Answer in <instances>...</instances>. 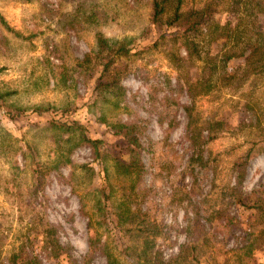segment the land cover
Returning a JSON list of instances; mask_svg holds the SVG:
<instances>
[{"label": "rangeland", "instance_id": "obj_1", "mask_svg": "<svg viewBox=\"0 0 264 264\" xmlns=\"http://www.w3.org/2000/svg\"><path fill=\"white\" fill-rule=\"evenodd\" d=\"M226 5L187 44L159 38L151 0H0L2 264H50L48 233L66 247L58 264H135L139 229L153 223L151 264H264V74L228 79L243 58L210 62L246 40L242 21L264 34V13ZM100 35L132 46L116 97L94 90ZM74 121L104 141L101 156ZM120 124L137 126L141 173L119 166L130 156Z\"/></svg>", "mask_w": 264, "mask_h": 264}, {"label": "trees", "instance_id": "obj_2", "mask_svg": "<svg viewBox=\"0 0 264 264\" xmlns=\"http://www.w3.org/2000/svg\"><path fill=\"white\" fill-rule=\"evenodd\" d=\"M233 6L242 9V13L246 14V18H252L256 12L264 13V0H231ZM185 0H151L152 13L151 21L153 25L156 26H165V32L160 35V39L169 36L171 39L178 41L179 39H186L187 44L190 43L189 39L197 33L201 26L207 21V18H210L214 13L221 12V10L227 7L226 0H205L202 6H192L188 9L184 7ZM243 20V16L240 17ZM247 21V20H246ZM245 21V22H246ZM249 23H243V21L236 25L237 28L244 26L243 30L235 31V38L238 40L241 38V33L244 34L246 40L242 39L235 43V47H238L234 50H228L223 53V56L218 59V53L214 57L210 56L211 63H214L215 69L220 64H228L229 61L235 58H243L244 64L239 67L235 72L229 74L228 79H234L238 70H242L244 73V78H249L253 72H258L259 75L264 74V34L259 30V25L253 21L249 20ZM244 24V25H243ZM159 40H156L149 47L157 46ZM195 43V42H194ZM195 45V44H194ZM196 50V45L194 47ZM132 46H129L127 43H121L120 45L111 44L105 37L100 35L98 38V52L97 59L98 63L101 66L100 76L96 79L94 90L98 91L99 94L104 95L109 94L111 96H118L124 91V86L122 84L123 73L128 69V65L124 62L125 58H128L132 55ZM40 108V107H38ZM41 113L46 111L45 109L39 110ZM21 112H16L15 114H10V117L19 116ZM225 121L218 120L215 121L216 131H223ZM76 126V131L79 134L81 143H87L96 152L97 158L101 156L99 150L100 144L104 141L100 138H91L87 135L85 128L86 126L79 122L74 121L73 123ZM58 126L66 127V123H59ZM72 125H69L68 128H71ZM120 131H124L122 134L127 138L130 144V156L127 160H120L119 166L121 170L126 171L127 169H135L137 173H141L144 169V160L142 158L141 148L142 141L137 132V126L133 125L132 127L129 124H120ZM119 132V131H118ZM211 133V130H210ZM213 135V134H212ZM217 135V134H214ZM213 137V136H212ZM215 137V136H214ZM134 187H132L133 189ZM238 202H243L242 197L238 198ZM257 209L263 210L264 206L259 204ZM119 215V214H118ZM222 216L227 218L228 224L235 223L234 216L229 214L226 210H223ZM121 219V218H119ZM151 226V229H150ZM54 227H49L48 231ZM139 229V228H138ZM139 229L140 234L137 236V241L143 244V250L140 255L137 254V259L135 258V264H144L141 261L140 256H144L146 259L145 264L152 263V254L150 249L154 245L155 236L158 233H161L162 230L159 228V224L153 223L144 224V226ZM52 232V230H51ZM49 237L44 240L46 252H48V262L54 264L55 259H58L55 263L60 262V251L65 250V246L60 243L58 238H55L50 233ZM143 241V242H142ZM72 247V246H71ZM70 248V246H69ZM71 249V248H70ZM67 251V249H66ZM24 248L22 249V253ZM2 252L0 251V264H2ZM22 253H16L13 255L14 263L18 261L19 256ZM130 253V257L134 258L135 252ZM183 253V249H182ZM26 252L24 256H26ZM68 256H72L70 252L67 251ZM136 257V256H135ZM161 262V264H171ZM45 264L43 259L39 254H33L30 257V260L27 261V264ZM107 264H121L118 261L109 260Z\"/></svg>", "mask_w": 264, "mask_h": 264}]
</instances>
